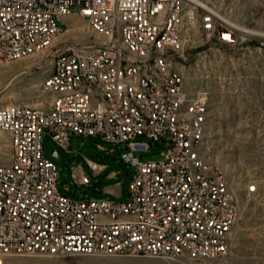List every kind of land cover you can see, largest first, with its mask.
<instances>
[{"label":"built area","instance_id":"2783aa9c","mask_svg":"<svg viewBox=\"0 0 264 264\" xmlns=\"http://www.w3.org/2000/svg\"><path fill=\"white\" fill-rule=\"evenodd\" d=\"M190 9L202 35L238 42L212 7L192 0H0V62L51 51L57 22L72 15L102 38L53 56L42 83L46 108L0 107L10 148V162L0 165V264L8 256L212 260L228 253L238 212L221 168L202 156L209 99L184 87ZM45 133L65 149L70 133L121 145L122 161L135 167L127 199L61 194L57 167L43 154ZM152 143L165 144L164 159L140 161L135 154ZM88 165L95 175L106 168Z\"/></svg>","mask_w":264,"mask_h":264},{"label":"rangeland","instance_id":"374dc122","mask_svg":"<svg viewBox=\"0 0 264 264\" xmlns=\"http://www.w3.org/2000/svg\"><path fill=\"white\" fill-rule=\"evenodd\" d=\"M201 2L212 7L239 36L233 46L208 39L198 29L197 12H194V28L190 26L185 32L192 47L187 51L184 87L188 91L204 92L209 99L210 139L202 156L221 168L238 212L228 253L212 260L8 256L2 264H264V0ZM187 22L189 24V20ZM57 24L62 30L53 38L51 51L0 62V107L15 104L46 108L49 96L43 92L42 83L51 70L53 56L102 42L87 22L76 15L65 17ZM42 146L44 156L57 167V189L61 194L87 201L127 199L135 167L122 161L124 149L121 145L70 133L65 149L45 133ZM165 149L164 143H152L149 151L138 152L135 156L142 162L162 161L161 153ZM88 161L106 165V168L95 175ZM9 162L8 137L0 132V165ZM112 172L116 176L109 179L107 176ZM80 174L90 179L89 185L78 184ZM117 182L118 193L114 190ZM249 186H254L255 191L248 193Z\"/></svg>","mask_w":264,"mask_h":264},{"label":"bare ground","instance_id":"6f19581e","mask_svg":"<svg viewBox=\"0 0 264 264\" xmlns=\"http://www.w3.org/2000/svg\"><path fill=\"white\" fill-rule=\"evenodd\" d=\"M196 5H201V6H205L201 0H192ZM187 15H188V20H189V27H193L194 26V11L192 9L187 11ZM217 15L222 19V17L217 13ZM224 20V19H223ZM225 21V20H224ZM226 22V21H225ZM194 28V27H193ZM241 31L243 32H247L245 29L243 28H239ZM5 156V155H3Z\"/></svg>","mask_w":264,"mask_h":264},{"label":"crops","instance_id":"0c3cea01","mask_svg":"<svg viewBox=\"0 0 264 264\" xmlns=\"http://www.w3.org/2000/svg\"><path fill=\"white\" fill-rule=\"evenodd\" d=\"M76 17H78V16H76ZM80 18V17H79ZM102 166H105L106 167V165H102ZM102 173V172H101ZM116 176V173L115 172H112V173H110V174H108V178L109 179H111V178H114ZM119 183L117 182V184H116V186L114 187V190L118 193V185ZM107 192H109L110 190L108 189V190H106Z\"/></svg>","mask_w":264,"mask_h":264},{"label":"water","instance_id":"95a60500","mask_svg":"<svg viewBox=\"0 0 264 264\" xmlns=\"http://www.w3.org/2000/svg\"><path fill=\"white\" fill-rule=\"evenodd\" d=\"M51 154H52L54 157H56V156H57V154H56V152H55V151H51Z\"/></svg>","mask_w":264,"mask_h":264}]
</instances>
